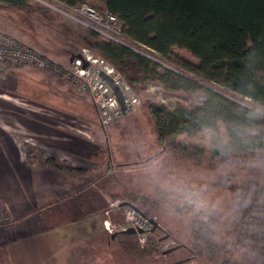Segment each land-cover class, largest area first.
Segmentation results:
<instances>
[{"label": "trees", "instance_id": "16d2710c", "mask_svg": "<svg viewBox=\"0 0 264 264\" xmlns=\"http://www.w3.org/2000/svg\"><path fill=\"white\" fill-rule=\"evenodd\" d=\"M29 1L0 0V4L24 10L29 8ZM66 1L72 5L81 2ZM91 5L120 16L128 38L147 45L168 62L188 72L182 74L161 66L129 47L89 30L86 45L98 57L112 64L136 92L140 85L153 82L167 91L198 92L204 97L198 106L180 104L168 108L164 103L148 105L162 151L198 164L206 160L205 150L178 141L179 135L193 137L207 129L217 133L210 140L212 155L217 158L222 157L214 146L222 137L220 122L228 138L237 145L238 129L264 130V0H95ZM174 47L188 50L199 64L176 54ZM217 87L229 89L241 99H250L252 105L228 97ZM256 140L264 146V131ZM246 155L251 153L238 151L233 159ZM230 178L231 174L225 175L224 180L221 178L210 186L227 188L234 195L235 202L240 201L237 239L249 245L258 263L264 264V180L251 177L234 183ZM155 192L156 196L162 193L160 188ZM111 196L140 207L145 217L149 216V207L155 203L154 207H158L151 196H139L135 192ZM244 202H248L247 207H243ZM183 210L189 212L186 208ZM192 220L191 255L187 259L205 257L208 264H230L228 247L217 239L215 228L198 217ZM155 231L149 233L150 242L144 247L134 242L132 234L118 233L116 236H124L121 243L125 251L146 256L162 251L163 241L169 238L154 236Z\"/></svg>", "mask_w": 264, "mask_h": 264}, {"label": "crops", "instance_id": "0c3cea01", "mask_svg": "<svg viewBox=\"0 0 264 264\" xmlns=\"http://www.w3.org/2000/svg\"><path fill=\"white\" fill-rule=\"evenodd\" d=\"M24 67L0 73V259L89 264L84 244H104V204L121 193L103 185L105 132L91 97L74 82Z\"/></svg>", "mask_w": 264, "mask_h": 264}, {"label": "rangeland", "instance_id": "374dc122", "mask_svg": "<svg viewBox=\"0 0 264 264\" xmlns=\"http://www.w3.org/2000/svg\"><path fill=\"white\" fill-rule=\"evenodd\" d=\"M81 1L89 4L95 2V0ZM0 29L22 38L48 55L52 60L55 59L56 63H58L57 61H62L63 64H58L64 67L70 65L72 55L81 53L83 49H89L96 55L86 45L90 34L89 29L62 16L41 0H30L29 8L24 10L0 4ZM136 49L141 51L139 46ZM174 50L176 54L190 62L199 64V60L188 50L178 47H175ZM157 59L161 62V66L170 67L178 72L188 74V72L176 64L168 62L160 55H157ZM24 69L29 70V73L46 72L45 70H30L25 67ZM58 77L64 80L62 77ZM213 87L216 86L213 85ZM217 88L228 97L241 100L245 105H252V101L248 98L241 99L229 89ZM138 93L142 102L135 111L124 116L116 123L102 127L105 132L102 136L106 141L104 145L106 148V155L104 156L106 171L104 173L102 169L101 176L102 178L106 177L104 180L106 184L103 183L106 192H110L112 189H119L120 194L135 192L139 196H151L154 198L158 207H154L155 203L148 208V217L155 219L159 224L154 236L164 237L168 235L169 238L163 241L161 245L162 251L139 256L124 250L121 243L124 238L123 235L112 237V233H106L104 244L96 243L95 241L90 242V244H84L89 254L91 253L90 257H88L89 254L86 257L87 262L89 264H208L205 257L187 259L191 255L189 247L190 224L195 216L190 211L184 212L183 209L185 207L169 197L164 191V182L169 178L175 177L197 185L207 184L215 195L223 196L226 205L230 207L235 202L234 195L227 188H214L210 184L216 183L221 178L224 180L225 175L228 174H231L230 179L234 183L244 182L251 177H258L264 180V172L246 167L245 162L250 155L233 159L232 165L222 171L225 161L222 157L216 158L212 155L211 139L209 138V134L212 132L210 129L204 130L193 137H188L186 134L178 136L180 142L192 143L203 148L207 156L205 161L197 164L192 160L175 158L169 153L161 157L162 146L158 142L154 130L153 117L148 105L151 103H164L168 108H174L180 104L198 106L201 105L204 97L198 92L167 91L161 85L153 82H146L140 85ZM219 126L222 137L228 138L223 123L220 122ZM91 137L95 140V135ZM122 156H125V160L128 161L127 165L129 167L127 169H122V163H120ZM155 158H158L157 162H150V160ZM137 159L144 162V164L132 165L134 160ZM233 175L234 177H232ZM157 188H160L163 194L160 193L156 196L155 190ZM130 189L134 190L130 191ZM111 195L108 196L107 203L104 204V210L107 208L109 200L112 199ZM138 208L140 209V207ZM112 219L114 222L119 223L122 219V214H114ZM238 228L239 218L231 223L218 221L215 227L217 239L228 247L230 264H259L251 247L238 241ZM117 232L120 233V231ZM178 244L180 246L177 249L164 252L169 248L178 246ZM90 250L92 251L90 252ZM0 264H5L2 258L0 259Z\"/></svg>", "mask_w": 264, "mask_h": 264}, {"label": "built area", "instance_id": "2783aa9c", "mask_svg": "<svg viewBox=\"0 0 264 264\" xmlns=\"http://www.w3.org/2000/svg\"><path fill=\"white\" fill-rule=\"evenodd\" d=\"M41 1L54 8L62 16L85 26L100 36L123 44L161 63L157 59L159 54L155 50L145 44L131 40L124 34V21L117 14L107 9H97L85 1L74 5L66 0ZM138 46L141 51L136 49ZM81 55L82 58L76 57L70 62L69 66L64 67L22 38L0 29V73L8 65L28 66L34 69L50 70L64 80L74 82L80 91L91 97L97 110L98 120L103 127L116 123L124 116L135 111L141 104L142 99L124 76L112 64L104 58L94 55L89 49H83ZM83 60L88 61V66H83ZM100 70L111 75L121 87L127 105L125 112L122 110L111 87L99 75ZM114 213L122 214L119 223L113 221ZM102 227L112 234L133 228L135 232L132 235L140 247H144L150 242L149 233L152 232V224L134 208L122 205L119 198L109 200L102 220ZM140 230H143V232H140Z\"/></svg>", "mask_w": 264, "mask_h": 264}, {"label": "clouds", "instance_id": "9594fccd", "mask_svg": "<svg viewBox=\"0 0 264 264\" xmlns=\"http://www.w3.org/2000/svg\"><path fill=\"white\" fill-rule=\"evenodd\" d=\"M262 131L264 130L251 127L238 129L236 135L239 138V145L233 143L229 138L220 137L214 146L225 160L221 170H226L232 165L233 157L238 151H247L251 155L245 162L246 167L264 172V146H261L256 140ZM213 135L218 134L210 133L209 138L211 139ZM163 188L171 199L188 209L193 216L198 217L213 229L216 227L214 221L231 223L238 218L240 201L237 200L229 207L226 205L224 197L215 195L207 184L197 185L172 177L164 182ZM247 203L244 202L243 207H247Z\"/></svg>", "mask_w": 264, "mask_h": 264}, {"label": "water", "instance_id": "95a60500", "mask_svg": "<svg viewBox=\"0 0 264 264\" xmlns=\"http://www.w3.org/2000/svg\"><path fill=\"white\" fill-rule=\"evenodd\" d=\"M75 57H77V58H82V55H81V53L74 54V55L71 56L70 61H72ZM83 62H84V63H83V66H84V67L88 66L89 63H88L87 60H83ZM180 73H181V72H180ZM182 74H183V73H182ZM99 75H100L101 78L104 79V80L108 83V85L111 87V89H112V91L114 92V94H115V96H116V98H117V100H118V102H119V104H120L122 110L125 112V110H126V106H127V105H126V102H125V96H124V94H123V92H122L121 87L116 83V81L114 80V78H113L111 75L107 74L105 71L100 70ZM122 205H124V206H128V207H131V208H134L135 210L138 211V213H139L141 216H144V217H145L144 212H143L141 209H139L135 204H133V203H131V202H129V201H123V202H122ZM146 218H147V219L149 220V222L152 224V228H151V231H152V232L155 231L157 228H159V224H158V222H157L155 219H153V218H148V217H146ZM134 232H135V230H134L133 228H128V229H126V230H122V231H120L121 234H133ZM140 232H143V230H140ZM117 233H118V232H114V233L112 234V237H115V236L117 235ZM167 237H168V235H165L164 237H162V239H165V238H167ZM179 246H180V245H178V246H174V247H172V248L167 249V250L164 251V252L166 253V252H169V251L175 250V249H177Z\"/></svg>", "mask_w": 264, "mask_h": 264}]
</instances>
